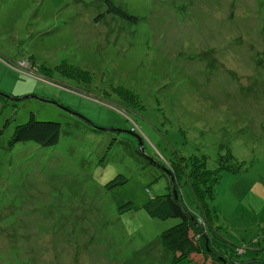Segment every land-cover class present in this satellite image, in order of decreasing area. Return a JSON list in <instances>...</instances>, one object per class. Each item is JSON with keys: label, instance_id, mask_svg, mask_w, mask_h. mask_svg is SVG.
Segmentation results:
<instances>
[{"label": "rangeland", "instance_id": "rangeland-1", "mask_svg": "<svg viewBox=\"0 0 264 264\" xmlns=\"http://www.w3.org/2000/svg\"><path fill=\"white\" fill-rule=\"evenodd\" d=\"M0 94V264H173L169 193L212 256L176 264H264V0H0ZM32 112L57 146L11 143Z\"/></svg>", "mask_w": 264, "mask_h": 264}, {"label": "trees", "instance_id": "trees-1", "mask_svg": "<svg viewBox=\"0 0 264 264\" xmlns=\"http://www.w3.org/2000/svg\"><path fill=\"white\" fill-rule=\"evenodd\" d=\"M113 13H118L121 17L136 20L125 10L116 6H110ZM0 100L5 101V98L0 94ZM62 124L56 120H41L37 119L32 112L29 119L15 128L12 136L11 143L18 144L20 142L32 141L37 143L42 148L55 147L59 144L61 138ZM1 132V131H0ZM200 162L198 158L190 157L188 160H180L176 162L178 167L186 166L188 170L195 172L196 176L192 175L194 181L191 180V186L195 193L198 206L203 214L210 222L215 216V186L219 180L221 170H226L223 160L221 168L218 170H209L205 173V177H200L199 170ZM207 168V167H206ZM224 169V170H223ZM241 167L233 168L232 172H240ZM213 171V172H212ZM198 179V180H197ZM127 206L125 210L134 211L138 207L133 202H128L122 206ZM143 209L147 212L148 216L157 219L177 218L179 221L163 230L160 235V240L164 247L172 253V263L176 264L184 259L194 260L202 256L204 263H206L212 256L208 254L205 246L203 247L199 240L196 239L194 232H197L195 223L193 222L194 215L186 208L182 200L177 199L174 193H169L164 197L158 196L155 200L146 203ZM122 211V210H121ZM215 253V252H214ZM217 255V253H215Z\"/></svg>", "mask_w": 264, "mask_h": 264}, {"label": "crops", "instance_id": "crops-1", "mask_svg": "<svg viewBox=\"0 0 264 264\" xmlns=\"http://www.w3.org/2000/svg\"><path fill=\"white\" fill-rule=\"evenodd\" d=\"M160 244L164 247V245L161 243V241H160Z\"/></svg>", "mask_w": 264, "mask_h": 264}]
</instances>
